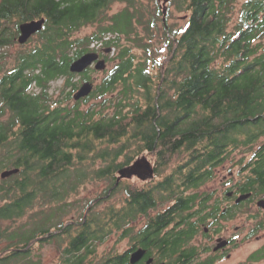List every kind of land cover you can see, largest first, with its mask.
I'll return each mask as SVG.
<instances>
[{
	"label": "trees",
	"instance_id": "trees-1",
	"mask_svg": "<svg viewBox=\"0 0 264 264\" xmlns=\"http://www.w3.org/2000/svg\"><path fill=\"white\" fill-rule=\"evenodd\" d=\"M114 4L123 7L110 13ZM171 6L184 26L168 23ZM40 17L43 28L12 54L19 24ZM86 26L93 30L78 36ZM94 42L114 49L112 66L75 101L82 83L74 77L87 81L90 67L77 74L69 66ZM95 97L97 108L80 107ZM239 148L251 155L239 161L235 193L264 195V0H168L165 23L159 0H0V172L19 169L0 178L8 242L0 264H38L28 258L32 243L54 239L57 264H130L138 246L164 264H186V243L208 224L203 210L220 209L199 189ZM146 151L156 178L116 184L118 170ZM96 181L107 184L103 197L66 225L70 195ZM112 237L132 244L99 253Z\"/></svg>",
	"mask_w": 264,
	"mask_h": 264
},
{
	"label": "rangeland",
	"instance_id": "rangeland-1",
	"mask_svg": "<svg viewBox=\"0 0 264 264\" xmlns=\"http://www.w3.org/2000/svg\"><path fill=\"white\" fill-rule=\"evenodd\" d=\"M239 1L243 2L244 0H239ZM159 2H160V5L162 6L163 0H159ZM166 6H167V2H166ZM122 7H123V4H114L109 12L111 13ZM170 11H171V17L168 19V23L169 24L177 23L176 24L177 26H184L185 19H186L184 13L176 11L172 6L170 8ZM92 30H93L92 26H86L80 29L77 32V35L83 36L84 34L90 33ZM35 41H36V38L33 37V39H31L27 43V46L32 45ZM91 47H94L96 49L95 51H102V50H105V48H107L106 46L97 45L95 42L91 44ZM18 48H19V45L17 43L16 45L10 48V52L13 54L18 50ZM113 53H114L113 48L111 52L106 53V54L103 53L104 57L106 58V68L104 70H96L94 68V65L90 66L88 74H87L89 76V79L87 81H91L93 84L99 83L101 81V79L103 78L105 74V71L110 69L112 66V62L109 59L113 56ZM164 54L165 53H162L161 58L164 57ZM82 79H81V76L79 75H76L74 77V80H77V81L80 80L81 83L86 81ZM62 84H63V79H58L51 83L50 91L52 94H54L53 95L54 97L56 95H59L60 90L62 88ZM101 101H102L101 97H95L89 100L88 102L81 103L80 107L87 108L91 105L92 106L96 105V108H97L98 107L97 105L100 104ZM107 104H110V103H107ZM112 111H113V105L110 104L109 107L106 108L105 112L112 113ZM260 142H258V144L255 147H258ZM142 155H147L148 159L154 165H156L153 153H151L150 151L140 153L139 155L136 156L135 160L138 157H141ZM245 155L247 159L251 155V152L241 150L240 148L235 149L231 153L229 159L223 165H220L218 166V168H216L213 174V179H210L208 183H206L201 189H199V192H209V193L212 192L213 193L212 200H218L221 209L227 208L230 205H232V203H234L233 201L234 198L228 200V198L225 195V192L229 189L230 190L235 189L236 191L237 184L242 181L239 161ZM117 175H118V172H117ZM155 178L156 176H154L152 179H155ZM123 179L133 180L135 182L140 183V180L137 179L136 177L123 178ZM144 181L146 182V180ZM106 186L107 184L103 181L88 182L86 183V185L80 187L76 193L71 194L69 197V202L71 204L68 206L67 213L63 216V219L67 220L66 225L73 221L74 223H78L81 218H84L87 209L92 204H94L97 199H100V197H103L102 196L103 191L106 188ZM123 194H124L123 190L116 192L112 196L110 201L108 202L103 201L98 205V207L101 208L105 204L111 203V201L119 199L121 196H123ZM168 205L169 203L161 204L159 206V209L163 210ZM255 209H257V206L255 205V201L253 200L249 201L243 205V207L240 209L239 216H237L235 219L228 220L227 222L222 221L224 226L230 228V230L226 232V234L231 233L234 227L236 226L239 227V230L235 237V238H238L239 244H237L236 247L233 249L231 259H228V260L222 259V260H219L216 264H251L248 257L250 256L252 252L257 250L258 248H260V246L264 244V238L260 241H257L253 236L252 237L247 236V233L250 231V229L254 225L252 221V217L250 216V213L255 211ZM155 211H157V209H155ZM31 214L32 213H30V215ZM261 215L264 216V213ZM56 219L57 218L55 219L53 218L52 220H55L56 222ZM143 221H144L143 217H140L138 220L134 222L135 231H137L144 225ZM201 230L202 228H200L199 234L192 242L195 245H200V241H204V239H202L201 237ZM263 231L264 230H262L261 232H257V234L260 235L263 233ZM54 233H57V232L54 231ZM7 243H8L7 240L0 238V249ZM32 244L34 248L31 250V254L29 255L28 258H30L33 261H37L38 264H57L58 258L60 256V248L58 247V244L55 241V239L53 241L43 242V243H38L34 241ZM131 244H132V241L130 240V238H125L119 241L117 240L116 237H112L108 240H105L100 245L99 253L103 252L104 250H114V251L121 253V252L126 251L131 246ZM252 264H264V260H261L259 262L252 263Z\"/></svg>",
	"mask_w": 264,
	"mask_h": 264
},
{
	"label": "flooded vegetation",
	"instance_id": "flooded-vegetation-1",
	"mask_svg": "<svg viewBox=\"0 0 264 264\" xmlns=\"http://www.w3.org/2000/svg\"><path fill=\"white\" fill-rule=\"evenodd\" d=\"M104 48V47H103ZM99 53V58H104L103 53L106 54V52L104 50L102 51H97ZM134 161H132L130 164H132ZM153 164V163H152ZM127 165V166H129ZM154 167V173H155V165L153 164ZM215 167L214 168V172L216 170ZM213 172V174H214ZM136 177L139 180H142L140 178H138L136 175L132 176ZM213 179V175L212 178ZM148 180V179H147ZM146 180V181H147ZM144 181V180H142ZM235 189L233 190H227L225 192L226 197L229 199H233L234 198V203L233 204H239V203H235V198L237 195L241 194L235 193ZM212 193V192H211ZM251 196L250 198L253 199V201H255V205L257 206V201L259 199H264V195L260 196L258 195L256 198L253 196V192H251ZM213 197V193L211 194ZM247 200V199H246ZM230 205V206H232ZM229 206V207H230ZM228 208V207H227ZM227 208H220L219 210H215V209H205L203 210V214L206 215V219L208 224H203L201 225L200 228H202L201 230V237L202 239H204V241H200V245H195L193 244V240L197 237V235L199 234V231L191 238V240L186 243L187 247L189 249H191V253H190V259L189 261H187L188 263L186 264H216L219 260L222 259H231L232 256V251L233 249L236 247L237 244H239V240L236 237V234L239 230V227L236 226L234 227L233 231L231 233H227L230 228L226 227L223 225L222 221L227 222L228 220H232L235 219L237 216H239V212L240 209L238 207H233L231 209H227ZM264 213V209L261 207L257 206V209H255V211L250 213V216L252 217V221L254 223V225L252 226V228L250 229V231L247 233V236L250 237H254L257 241H260L264 238V231L262 234H257V232H261L262 230H264V216L261 215ZM170 227H172V225H170ZM224 243L221 247L216 248V246L218 244ZM138 247H142L144 249H146V252L144 254V256L142 257V259H140V263L142 264H146V260L148 258H152V262L150 264H158V263H162L164 264L166 262L165 260H158L157 256H156V252L154 250H152L150 247L148 246H138ZM195 247V249L193 250L192 248ZM250 263H256L259 262L261 260H264V244L262 246H260V248H258L257 250H255L254 252H252L250 254V256L248 257Z\"/></svg>",
	"mask_w": 264,
	"mask_h": 264
},
{
	"label": "water",
	"instance_id": "water-1",
	"mask_svg": "<svg viewBox=\"0 0 264 264\" xmlns=\"http://www.w3.org/2000/svg\"><path fill=\"white\" fill-rule=\"evenodd\" d=\"M168 0H163L162 3V20L166 22V14H167V6L166 2ZM45 18L40 17L37 19H32L28 21H24L19 24V33L16 37V42L18 44H25L34 34L39 32L44 25ZM112 50L111 47L105 48V52L109 53ZM94 65L96 70H104L106 68V59L99 58V53L97 51H89L74 61L71 62L69 66V70L72 73H82L85 69L89 68L90 66ZM94 84L91 81L83 82L79 88L73 93V99L75 101L88 96L93 90ZM18 168H9L4 169L0 172V178L5 179L8 178L16 173H18ZM154 167L152 162L148 159L147 155H142L138 157L132 164L129 166L123 167L122 169L118 170V176L116 179V184L123 178H132V176L136 175L138 178L142 180L152 179L154 177ZM251 192L241 193L236 196L235 203H240L245 201L251 196ZM257 206L264 209V199H259L257 201ZM90 207L87 209L85 213V217L87 212L89 211ZM84 217V219H85ZM224 243L218 244L216 248L221 247ZM30 245V244H29ZM29 245L27 247H29ZM146 252V249L142 247H137L129 254V263L135 264L142 259ZM152 258H148L146 260V264H150L152 262ZM162 264V263H158Z\"/></svg>",
	"mask_w": 264,
	"mask_h": 264
}]
</instances>
